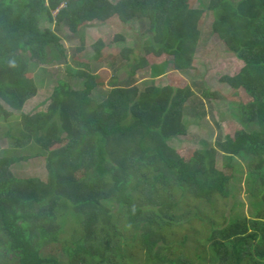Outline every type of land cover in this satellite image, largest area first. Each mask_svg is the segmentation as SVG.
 <instances>
[{"label": "trees", "instance_id": "trees-1", "mask_svg": "<svg viewBox=\"0 0 264 264\" xmlns=\"http://www.w3.org/2000/svg\"><path fill=\"white\" fill-rule=\"evenodd\" d=\"M189 6L188 0H0V100L12 110L21 111L36 95L34 67L25 53L40 65L59 61L58 54L48 58L50 46L64 56L55 32L61 25L78 33L92 21L138 20L140 27L146 24L144 55L170 57L168 63L148 65L145 56L135 57L134 47L118 48L119 69L129 68L128 77L109 82L98 102L93 94L99 83L89 65L78 61L67 72L83 79V88L57 80L46 110L20 115L21 135L9 138L15 147L33 143L39 155L45 154L47 178L17 177L11 166L20 159L0 156V258H5L0 264H111L110 258L125 257L111 247L121 213L123 229H131L130 242L123 245L139 249L145 264H191L192 258L168 257L167 234L175 231L177 218H189L180 213L188 197L212 204L229 196L238 161L245 163V189L255 213L211 227L207 242L218 264H264V0H208L206 6L210 32L243 64L237 74L218 79L247 96L237 106L242 129L232 136L183 158L168 142L186 135V112L204 114L202 100H192L189 84L152 82L141 90L133 84L136 71L145 67L152 79L192 69L200 30ZM44 22L53 28L42 27ZM123 41V33L114 35L115 44ZM1 116L6 119L10 112L0 103ZM251 126L256 128L246 131ZM63 134L66 142L53 148ZM219 152L228 175L216 167ZM69 225L80 236L63 249L66 260L43 255Z\"/></svg>", "mask_w": 264, "mask_h": 264}, {"label": "rangeland", "instance_id": "rangeland-1", "mask_svg": "<svg viewBox=\"0 0 264 264\" xmlns=\"http://www.w3.org/2000/svg\"><path fill=\"white\" fill-rule=\"evenodd\" d=\"M116 3L119 0H110ZM234 2L236 0H233ZM192 15L198 20L200 36L198 40V48L192 69L181 72H168L164 75L152 79L148 74L149 68H143L136 71L133 76V84L141 90L150 83L157 86H192L194 96L193 99H201L204 104V114L194 116V109L189 114L186 112L183 120L187 127V133L169 140L168 144L176 149L177 153L188 159L194 149H203L214 145V141L229 134L232 136L236 131L242 129L237 119V106L239 102L247 100L245 93L240 90H232L226 85L218 82L223 75H235L242 67V62L230 52L225 44L219 38L210 32V24L212 22L211 13L206 9L208 0H188ZM114 19V20H113ZM108 19L104 23L92 21L81 26L78 33H71L66 26L61 25L55 29L64 48V56L60 55L54 47L47 49L48 58L53 54H58L59 61L57 63H49L40 65L38 61L31 57L30 53H25L29 58L33 69L32 80L36 86V95L25 102L21 111L12 110L1 100L0 103L4 109L10 112V116L4 119L0 117V156H10L20 159L11 166L12 172L17 177H38L45 181L47 171L45 169V154L39 155V148L33 143L25 147H15L14 140L9 138L20 137V115L34 114L37 111L46 110L48 99L57 80L65 81L73 89L83 88V79H79L72 73L67 72V67H75L76 62L87 63L91 74L95 75L99 87L94 91L93 99L96 102L102 100L106 93L103 90L109 89V82L112 80L121 82L127 79V71L129 68L119 69L123 67V63L118 57V48L134 47L135 57H144L142 33L145 23L140 27L141 22L134 20L127 24H120L115 18ZM257 24L253 35L257 36L261 31L263 24ZM42 27L53 28V25L47 22L41 24ZM123 33L124 41L115 44L114 35ZM255 33V34H254ZM83 36V40L80 37ZM103 44L102 46L99 44ZM98 45L101 49H95ZM20 54V53H18ZM148 65H160L163 62H170V57L162 55L153 57L146 55L144 57ZM120 62V63H118ZM116 68V69H115ZM119 69V70H118ZM114 72L118 76H113ZM114 78V79H113ZM196 85L197 87L193 86ZM122 85V84H120ZM207 89V96L201 93L203 89ZM200 91V92H199ZM212 97V98H211ZM192 102V101H191ZM194 103V104H193ZM196 102L190 103L195 106ZM189 109V108H188ZM255 126L249 127L246 131L255 129ZM66 142V135L63 134L59 142L54 144L53 148L62 146ZM216 167L228 175L225 165V157L219 152L216 157ZM237 169L234 179L229 184V196L226 198H216L212 204L193 201L188 197L181 214L186 217L177 218L179 224L176 225L175 231H169L167 237L171 243V247L165 253L170 258H180L182 256L187 259L192 258L191 264H218L207 237L211 227H222L230 216L247 217L252 214L250 206V196L245 189L246 168L243 161L237 162ZM232 207V209H230ZM196 214L197 218L191 215ZM124 215L121 213L117 216L118 235L113 239L111 247L117 249V254L124 253L131 256L132 264H145L144 256L139 249L126 247L123 244L129 243L131 239V229H123ZM71 225L65 228V232L60 235L59 242L42 250L43 255H51L60 261H65L66 256L63 249L69 247L80 236V231L75 230ZM201 254L206 256L203 260H195L194 255ZM125 257L117 256L110 258L111 264H131ZM5 258H0V261Z\"/></svg>", "mask_w": 264, "mask_h": 264}]
</instances>
